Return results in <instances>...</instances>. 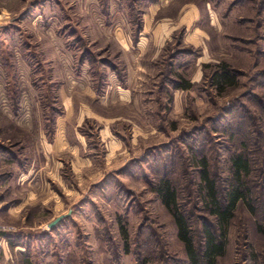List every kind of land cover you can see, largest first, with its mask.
<instances>
[{
	"label": "rangeland",
	"instance_id": "374dc122",
	"mask_svg": "<svg viewBox=\"0 0 264 264\" xmlns=\"http://www.w3.org/2000/svg\"><path fill=\"white\" fill-rule=\"evenodd\" d=\"M59 114L76 146L45 162ZM237 154L249 196L217 264H264V0H0L1 264H189L154 185L172 180L200 244L217 221L197 161L224 194Z\"/></svg>",
	"mask_w": 264,
	"mask_h": 264
},
{
	"label": "trees",
	"instance_id": "16d2710c",
	"mask_svg": "<svg viewBox=\"0 0 264 264\" xmlns=\"http://www.w3.org/2000/svg\"><path fill=\"white\" fill-rule=\"evenodd\" d=\"M204 67H209V64ZM210 67H212L209 76L211 86L219 93L225 92L227 88L236 86L238 83L237 73L229 63L221 61ZM192 86L191 82L179 79L174 88L188 90ZM197 165L201 170L198 188L200 199L205 211L217 221L215 227L210 222H203L202 243H197L192 222L189 221L186 211L180 204L179 194L172 180L162 177L153 189L174 218L177 235L184 244L189 264H217L218 258L226 252L230 220L238 204L248 200L249 187L245 177L249 174L250 162L244 154H237L231 158L232 181L224 194L211 177L208 160L203 157L197 161ZM122 230L127 238V231L124 227Z\"/></svg>",
	"mask_w": 264,
	"mask_h": 264
},
{
	"label": "crops",
	"instance_id": "0c3cea01",
	"mask_svg": "<svg viewBox=\"0 0 264 264\" xmlns=\"http://www.w3.org/2000/svg\"><path fill=\"white\" fill-rule=\"evenodd\" d=\"M67 106H68V115H72L73 114V105L71 102H68L67 103ZM57 124L55 125V128L53 130V133H55V137L54 139H50L49 141L46 140V138L44 137L41 141V144H42V148H43V151H42V155H43V160L45 162H48V153L50 154H53L54 151H59L61 149H65V148H70V149H73L74 151V145L72 142H71V139L70 137H67L65 134H64V121L66 120L65 117L61 116L60 114L58 115L57 117ZM86 119V118H85ZM103 130L108 134L109 133V127L108 125L106 124L105 125V128L103 127ZM54 135V134H53ZM74 145V146H73ZM73 146V148H72ZM69 162V161H68ZM65 162V165L69 164L70 165V169H71V164L70 162ZM28 169V168H27ZM28 172H30V169H28ZM32 175V174H30ZM25 202L24 203H21L19 208H18V212L21 211V208H23L25 206ZM11 211H13V208L11 209Z\"/></svg>",
	"mask_w": 264,
	"mask_h": 264
},
{
	"label": "built area",
	"instance_id": "2783aa9c",
	"mask_svg": "<svg viewBox=\"0 0 264 264\" xmlns=\"http://www.w3.org/2000/svg\"><path fill=\"white\" fill-rule=\"evenodd\" d=\"M6 229H7L6 226L0 224V258L5 253L8 247V242L4 235V232L6 231Z\"/></svg>",
	"mask_w": 264,
	"mask_h": 264
},
{
	"label": "water",
	"instance_id": "95a60500",
	"mask_svg": "<svg viewBox=\"0 0 264 264\" xmlns=\"http://www.w3.org/2000/svg\"><path fill=\"white\" fill-rule=\"evenodd\" d=\"M66 215L63 214V215H60L58 217H56L54 220H52L50 223H49V227L52 228L54 227L59 221H61Z\"/></svg>",
	"mask_w": 264,
	"mask_h": 264
}]
</instances>
